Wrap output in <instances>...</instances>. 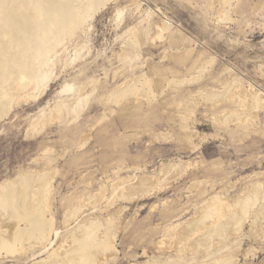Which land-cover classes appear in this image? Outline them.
I'll return each mask as SVG.
<instances>
[{
	"label": "rangeland",
	"instance_id": "obj_1",
	"mask_svg": "<svg viewBox=\"0 0 264 264\" xmlns=\"http://www.w3.org/2000/svg\"><path fill=\"white\" fill-rule=\"evenodd\" d=\"M51 57L0 118V183L54 174V227L0 264H44L93 226L114 246L96 264H264V215L208 246L190 225L264 189V0H112Z\"/></svg>",
	"mask_w": 264,
	"mask_h": 264
},
{
	"label": "bare ground",
	"instance_id": "obj_2",
	"mask_svg": "<svg viewBox=\"0 0 264 264\" xmlns=\"http://www.w3.org/2000/svg\"><path fill=\"white\" fill-rule=\"evenodd\" d=\"M111 1L0 0V118L5 117L12 109L11 103L15 99V90H20V88L26 86L24 83L25 78L40 77L45 67L53 64L51 56L64 46V42L74 37L80 28L88 25L90 20H93L94 15ZM61 109L59 106L56 111L61 112ZM47 172L37 175L36 179L30 178L31 176L28 177L26 175L28 173L25 172L26 174L0 183V223L2 225L7 223V228L10 227L12 231L11 235H2L3 230L0 229V251L4 249L15 252V244L18 241L28 240L33 244L35 242L39 244L46 242L45 244H47L49 241L54 219H51L53 216L50 218L51 221L45 219L46 217L44 218L43 212L45 209L42 212V205L46 201L48 187L54 179V174L52 176ZM32 185L37 188L35 198H32L33 194H30ZM258 198L261 199V203L255 206ZM18 202L21 203L20 206ZM222 202L224 203L222 200L212 199L211 202H208L206 208L201 210V214L190 222L191 226H195V230L202 231L199 240L196 241L202 243V246H208L212 242L211 240V242L208 241L211 235L224 239L226 236H224V229L228 223L232 225L236 232L240 230L243 227L244 220L248 218L249 212L253 211L254 213L251 219L264 215V189L262 188L254 186L250 195L245 199L235 200L233 204L224 206L225 203L222 204ZM234 207H237L236 211L226 214V211ZM73 214L71 213V215ZM206 218H209L210 223H206ZM20 221L21 224H19ZM251 221L249 229L254 231V224L257 223H255V220ZM15 222L16 224H14ZM18 224L19 228H16ZM93 228L85 230L81 239L75 240L73 235V239H71L75 241H72L71 247L66 246L61 250H53L48 259L42 260V262H46L44 264H96L99 254L105 256L107 251H111L114 246L112 247L104 239L95 238L93 234L97 228H94L95 231Z\"/></svg>",
	"mask_w": 264,
	"mask_h": 264
}]
</instances>
